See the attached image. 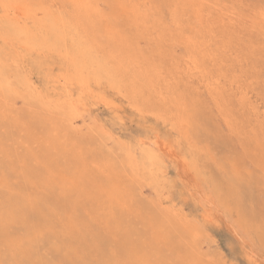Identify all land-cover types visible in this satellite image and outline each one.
Here are the masks:
<instances>
[{
  "label": "rangeland",
  "instance_id": "obj_1",
  "mask_svg": "<svg viewBox=\"0 0 264 264\" xmlns=\"http://www.w3.org/2000/svg\"><path fill=\"white\" fill-rule=\"evenodd\" d=\"M140 4L0 17V264H264V0Z\"/></svg>",
  "mask_w": 264,
  "mask_h": 264
},
{
  "label": "bare ground",
  "instance_id": "obj_2",
  "mask_svg": "<svg viewBox=\"0 0 264 264\" xmlns=\"http://www.w3.org/2000/svg\"><path fill=\"white\" fill-rule=\"evenodd\" d=\"M2 4H1V9H2V15L0 17L5 18V19H9L12 21L14 27H12L14 30L15 28L17 29H23L24 31H26L27 29L31 28L29 27V23H32L33 26H35L36 28H41V27H45V25H47L49 22V27L58 30L59 28H62L63 24H66L67 22H70L71 20H73L74 22L79 21L80 19H82L83 17H90L92 14H100V16H103L105 13H107L109 16H111L114 19H124L125 21L128 20L129 25H137V23H142V17H143V11L140 9L138 10V6H140V0H102L104 3V7H107V9H109L108 12H104L103 9L100 10L98 8V2L99 0H1ZM147 1V0H146ZM152 0H150L151 2ZM187 2V1H186ZM192 2V1H191ZM255 2V1H254ZM144 3V2H143ZM142 3V5H143ZM185 3V2H184ZM57 4V5H56ZM154 4L153 2L151 3V5ZM224 5V4H223ZM37 7V12L35 11L34 7ZM53 6H58V8L62 9V12H59L58 14L55 15V13L50 12ZM146 6V5H145ZM150 6V5H148ZM158 6V5H157ZM182 6V5H181ZM151 7V6H150ZM186 7V6H185ZM184 7V8H185ZM218 7V6H217ZM145 8V7H144ZM143 8V9H144ZM197 9V8H196ZM158 10V9H157ZM253 10V9H252ZM180 11V10H179ZM260 11V10H259ZM150 12V11H149ZM148 12V14H149ZM51 13L53 14V16L50 17ZM65 13L66 14H71L73 13V16L70 17L69 20H65ZM194 13V12H193ZM234 13V12H233ZM261 13V12H260ZM148 14H145L146 16ZM152 14V13H151ZM154 14V13H153ZM152 14V15H153ZM158 14V12H157ZM199 14V13H198ZM231 14V13H230ZM11 15V17H10ZM150 15V14H149ZM245 15V14H244ZM145 16V17H146ZM156 16V15H155ZM149 17V16H148ZM147 17V18H148ZM153 17V16H150ZM149 17V19H150ZM146 18V19H147ZM199 18V17H198ZM200 19V18H199ZM236 19V18H235ZM239 19V18H238ZM191 20V19H190ZM195 20V19H194ZM211 20V19H210ZM244 20V19H243ZM29 21V22H28ZM152 21V20H151ZM198 21V20H197ZM124 22V21H123ZM156 22V21H155ZM160 22V21H159ZM162 22V21H161ZM191 22V21H190ZM222 22V21H221ZM247 22V21H246ZM63 23V24H62ZM107 23V22H106ZM112 23V22H111ZM109 23V25L107 26L112 27L113 24ZM153 23V21L151 22ZM239 23V22H238ZM125 24V23H124ZM206 24V23H205ZM231 24V23H230ZM128 25V24H127ZM152 25V24H151ZM125 26V25H124ZM186 26V25H185ZM189 26V25H187ZM48 27V28H49ZM170 27V26H169ZM190 27V26H189ZM205 27V25H204ZM113 31L115 33H112V41H115L117 39L116 37V27L115 25H113ZM168 28V27H167ZM186 28V27H185ZM45 29V28H44ZM119 29V27H118ZM176 29V28H175ZM209 29V28H208ZM112 30V29H111ZM167 30V29H165ZM182 30V29H181ZM206 30V29H205ZM78 31V30H77ZM179 31V30H178ZM183 31V30H182ZM185 31V29H184ZM195 31V30H194ZM200 31V30H199ZM45 32V31H44ZM71 32V31H70ZM126 32V31H125ZM171 32L170 30L167 31ZM51 33V32H50ZM131 33V32H130ZM166 33V32H165ZM71 34V33H70ZM78 34V33H77ZM106 34V32H105ZM128 34V33H127ZM197 34V33H196ZM109 35V34H107ZM175 35V34H174ZM198 36L201 34H197ZM78 36V35H77ZM173 36V35H172ZM176 36V35H175ZM233 36V35H232ZM153 37V36H152ZM189 37V36H188ZM202 37V36H201ZM77 39V37H76ZM198 43V42H197ZM14 44V43H13ZM189 44V42L187 43ZM194 44V43H193ZM191 45V44H189ZM14 47V46H13ZM195 47V45H194ZM199 47V46H198ZM164 48V47H163ZM210 48V47H209ZM193 49V48H192ZM197 49V48H196ZM202 52V51H200ZM73 56V55H72ZM90 57V56H89ZM114 59H117V63H116V69H124L125 67H122L120 64H123V58H120V55H115ZM151 59V58H150ZM71 60V57H70ZM113 60V58H109V61ZM73 61V60H72ZM182 65V64H181ZM180 67V66H179ZM95 68V67H94ZM181 68V67H180ZM27 70V69H26ZM125 70V69H124ZM29 72V71H28ZM94 75V74H93ZM126 75V74H125ZM109 76V75H108ZM29 79V78H28ZM116 79V78H114ZM133 79H137V80H145L143 76L135 73L133 75V78L131 80H129V83L127 84V88L131 89V82L133 81ZM115 81V80H114ZM113 81V82H114ZM205 81V80H204ZM194 84V83H193ZM118 85V84H117ZM139 87V86H138ZM146 89V88H145ZM237 89V88H236ZM139 90V89H138ZM140 92V90H139ZM233 92V91H232ZM240 93V92H239ZM149 94V93H148ZM221 94V93H220ZM204 95V94H203ZM124 96V97H128ZM153 96V95H152ZM222 96V95H221ZM244 96V95H243ZM208 100V99H207ZM130 102V101H129ZM133 103V102H132ZM152 104V103H151ZM133 105V104H132ZM145 105V104H144ZM191 105L188 102H183V104H181V108L179 109L181 111V114L179 115V119L181 121H184V118L188 115L191 114L192 110H190ZM141 111V110H140ZM139 111V112H140ZM258 113V112H257ZM214 115V114H213ZM94 131V129H93ZM193 142V141H192ZM260 144V143H259ZM112 149V148H111ZM168 151V150H167ZM166 151V152H167ZM112 153V152H111ZM116 153V152H115ZM128 153V152H127ZM121 154V152H120ZM168 154V153H167ZM121 156V155H120ZM213 156V155H212ZM123 157V156H121ZM120 157V158H121ZM127 157V155H126ZM131 157V156H130ZM131 159V158H130ZM121 161L122 160H118ZM127 161V160H126ZM113 162V161H110ZM117 162V161H116ZM177 163V162H176ZM115 164V163H114ZM112 164V165H114ZM109 165V164H108ZM122 166V165H121ZM126 166V165H125ZM109 170H110V166ZM128 168H130L128 166ZM107 169V168H106ZM77 172V171H76ZM107 173V172H106ZM78 174V173H76ZM114 181V180H113ZM118 184V182H117ZM120 184V183H119ZM114 185V184H113ZM122 186V185H121ZM110 187V186H109ZM115 185L112 187L114 188ZM117 188V187H116ZM109 189V188H108ZM107 189V190H108ZM119 189V188H118ZM117 189V190H118ZM105 189H103L104 191ZM105 190V192L107 191ZM110 190V189H109ZM116 190V189H115ZM114 190V191H115ZM122 190V189H121ZM120 190V191H121ZM100 191V190H99ZM102 191V190H101ZM111 191V190H110ZM119 191V192H120ZM124 191V190H123ZM244 191V190H243ZM100 194L102 192H99ZM113 193L112 191L109 192L108 194ZM117 191L113 194H116ZM122 193V192H121ZM120 194V193H119ZM118 193L116 194L119 195ZM126 195V193H124ZM113 196V195H111ZM119 196H122L121 194ZM115 198V197H114ZM111 199V198H109ZM117 199V198H116ZM114 200V199H113ZM119 200V199H118ZM116 200V201H118ZM124 200V199H123ZM121 201V200H120ZM125 201V200H124ZM119 202V201H118ZM108 204V202H107ZM111 206V203H109ZM118 204V203H117ZM124 204V203H123ZM129 205V204H128ZM16 206V205H15ZM109 206V207H110ZM115 206V205H114ZM113 206V207H114ZM19 208V206H18ZM17 208V210H19ZM107 208V207H106ZM111 208V207H110ZM109 208V209H110ZM108 210V209H107ZM122 210V209H121ZM21 212V211H20ZM23 212V211H22ZM21 212V213H22ZM111 212V211H110ZM1 213V212H0ZM107 213V212H106ZM112 213V212H111ZM16 214L17 211H16ZM26 214V213H25ZM24 214V215H25ZM121 214V213H120ZM122 215V214H121ZM185 223V222H184ZM152 226V225H151ZM150 226V227H151ZM192 226V225H191ZM78 227V226H77ZM176 227V226H175ZM193 227V226H192ZM177 228V227H176ZM188 228V227H187ZM79 229V228H78ZM158 231V230H157ZM159 232V231H158ZM177 232V230H176ZM175 232V233H176ZM161 233V232H160ZM174 234V233H172ZM177 234V233H176ZM171 235V234H170ZM176 236V235H175ZM178 236V235H177ZM195 236V235H194ZM28 240V239H27ZM16 245V244H15ZM21 245V244H20ZM31 245V244H30ZM195 245V244H194ZM19 247V246H18ZM31 248V247H30ZM192 248V247H191ZM25 249V248H24ZM197 255V254H195ZM134 256V255H133ZM45 261V260H44ZM187 261V260H186ZM46 263V262H45ZM142 263V262H141ZM118 264V263H117Z\"/></svg>",
  "mask_w": 264,
  "mask_h": 264
}]
</instances>
